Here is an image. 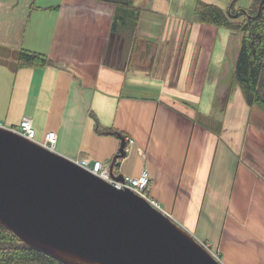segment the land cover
<instances>
[{
  "label": "crops",
  "instance_id": "0c3cea01",
  "mask_svg": "<svg viewBox=\"0 0 264 264\" xmlns=\"http://www.w3.org/2000/svg\"><path fill=\"white\" fill-rule=\"evenodd\" d=\"M199 3L228 15L253 0H134L137 23L116 32L110 1L0 0V126L30 118L89 166L122 144L96 126L124 133L116 176L148 171L150 195L200 243L264 264V112L234 84L243 35L202 23ZM23 50L49 65L18 68Z\"/></svg>",
  "mask_w": 264,
  "mask_h": 264
},
{
  "label": "water",
  "instance_id": "95a60500",
  "mask_svg": "<svg viewBox=\"0 0 264 264\" xmlns=\"http://www.w3.org/2000/svg\"><path fill=\"white\" fill-rule=\"evenodd\" d=\"M122 140L119 157H125ZM115 158L110 167L112 178ZM0 227L62 264H221L131 190L0 126Z\"/></svg>",
  "mask_w": 264,
  "mask_h": 264
},
{
  "label": "trees",
  "instance_id": "16d2710c",
  "mask_svg": "<svg viewBox=\"0 0 264 264\" xmlns=\"http://www.w3.org/2000/svg\"><path fill=\"white\" fill-rule=\"evenodd\" d=\"M115 4L117 13L114 18L112 32L126 26L127 18L130 24L137 23L140 10L134 6V0H100ZM196 15L199 20L217 28H223L242 34L240 56L234 74V84L241 88L243 97L250 108H258L264 112V0H253L246 10L231 9L225 14L217 8L198 4ZM244 18L243 22L235 23L232 19ZM49 59L41 54L21 51L18 58V68H45ZM102 135H112L125 140L127 136L115 129L101 130ZM219 128L221 125L219 124ZM220 131V130H219ZM120 154V152H119ZM118 154V155H119ZM116 162L125 158L119 157ZM114 158V159H115ZM118 165L115 164L114 167ZM0 264H62L61 262L22 244L13 234L0 227Z\"/></svg>",
  "mask_w": 264,
  "mask_h": 264
},
{
  "label": "built area",
  "instance_id": "2783aa9c",
  "mask_svg": "<svg viewBox=\"0 0 264 264\" xmlns=\"http://www.w3.org/2000/svg\"><path fill=\"white\" fill-rule=\"evenodd\" d=\"M17 133L23 138L36 143L51 152H57V133L55 131H49L45 133L43 138L40 140L38 138L33 121L30 118H24L21 121ZM82 166L101 180L113 185L119 190H131L134 194L146 200L152 208L161 213H164L162 204L154 199L149 193L151 176L148 171L144 170L138 177H127L124 179V181L121 182L111 177L109 164H104L103 162L96 161L92 166H89L87 163L82 164ZM214 256L216 259L219 258L217 255Z\"/></svg>",
  "mask_w": 264,
  "mask_h": 264
},
{
  "label": "rangeland",
  "instance_id": "374dc122",
  "mask_svg": "<svg viewBox=\"0 0 264 264\" xmlns=\"http://www.w3.org/2000/svg\"><path fill=\"white\" fill-rule=\"evenodd\" d=\"M20 1H32V0H20ZM22 7H18V12L19 15L22 14ZM17 15V18L20 19V16ZM22 17V16H21ZM23 19H24V15H23ZM164 215L168 216L172 221H174L167 213H163ZM175 222V221H174ZM203 247L208 251V248L210 249V251H208V253L215 259L217 260L219 263L221 264H225L224 261H226L228 264H246V262H243V260H241L239 257H237L236 255H234L235 251H228V250H223V254L221 252V250H215L212 246H208L207 244L203 243ZM214 255H217L219 258H215ZM228 259H230V261H227Z\"/></svg>",
  "mask_w": 264,
  "mask_h": 264
}]
</instances>
